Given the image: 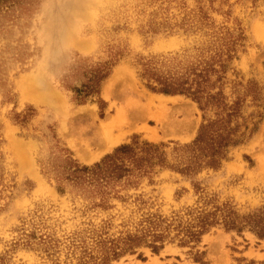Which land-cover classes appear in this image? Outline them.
<instances>
[{
  "label": "rangeland",
  "instance_id": "1",
  "mask_svg": "<svg viewBox=\"0 0 264 264\" xmlns=\"http://www.w3.org/2000/svg\"><path fill=\"white\" fill-rule=\"evenodd\" d=\"M12 5L0 6V264H264V239L248 226L228 229L221 219L185 245L176 228L217 207L240 220L264 209V0ZM207 68L218 71L209 91L222 92L229 105L240 100L245 133L217 169L183 174L157 167L137 187H118L123 198L64 179L67 159L92 166L134 139L164 144L170 165L186 162L175 148L191 144L216 110L205 113L183 94L154 92L148 85L158 83L149 77L186 78ZM116 73L122 87L165 98L177 132L132 131L95 162H83L63 124L80 129L88 122L81 115L95 113L99 122L112 114L104 88ZM29 78L39 81L35 94L23 86ZM93 81L98 93L86 96ZM149 218L171 224L163 247L154 252L148 238L128 248L125 241L143 237Z\"/></svg>",
  "mask_w": 264,
  "mask_h": 264
},
{
  "label": "trees",
  "instance_id": "2",
  "mask_svg": "<svg viewBox=\"0 0 264 264\" xmlns=\"http://www.w3.org/2000/svg\"><path fill=\"white\" fill-rule=\"evenodd\" d=\"M14 2L15 0H0V6L9 3L14 5ZM223 66L221 63L220 67ZM217 73L215 68H207L204 71H194L186 78L169 80L149 77L158 83L156 87L148 85L154 92L183 94L192 98L205 113L212 108L216 110V117L201 125L197 137L191 144L175 148L178 158L182 157L186 159V162L170 165L167 153L164 151V144L157 145L134 139L130 144L116 148L112 154L92 166H81L76 161L67 159L65 165L62 166L64 179L74 183L76 187L88 189L102 197L113 192L118 198H123L118 195L120 192L118 187L121 189L137 187L140 180L144 177H151L157 167H168L183 174L196 173L205 167L217 169L227 158L230 147L242 143L245 134L240 133L242 124L238 121L241 117L240 100L234 105H229L222 92L209 91L211 77ZM143 76L148 77V75ZM103 77L105 75H98L96 79ZM98 86L93 81L91 86L85 87L86 90L83 92L86 96L98 93ZM154 218L147 220L148 227L143 237L130 236L125 241L128 248L131 249L148 238L152 239L149 246L154 252H158L163 247L162 244L168 237L166 233L169 232L171 224ZM221 219L224 220L228 229L241 231L248 226L257 236L264 239V209L240 220L230 208L217 207L213 212L200 213L195 216L193 221L186 226L179 224L176 227L178 235L183 236L182 244L198 241L201 235L206 233L210 227L218 224ZM103 264L108 263L104 261Z\"/></svg>",
  "mask_w": 264,
  "mask_h": 264
},
{
  "label": "bare ground",
  "instance_id": "3",
  "mask_svg": "<svg viewBox=\"0 0 264 264\" xmlns=\"http://www.w3.org/2000/svg\"><path fill=\"white\" fill-rule=\"evenodd\" d=\"M70 32L71 30L68 33ZM67 38L70 37L67 35ZM121 74L116 73L104 88L105 97L112 100L115 107L112 114H108L104 120L99 122L95 113L81 115V121L88 122L82 124L80 129L71 128L69 121L63 124V129L67 130L69 134L71 147L83 162H95L102 154L119 145L132 131H146L152 137L158 136L160 132L163 136H171L177 132V125L172 114L168 113L167 100L162 96H146L145 92L142 94L134 85L128 84L126 88L122 87L121 80H119ZM121 78L123 77L121 76ZM38 83V79H31L28 82L25 79L23 86L28 88V94H35ZM51 97L52 99L57 98L54 93ZM149 121H154L157 127L150 128L146 124ZM142 124L146 126H141ZM64 132L66 133V131ZM186 136L188 135L186 134ZM23 158H27L26 153Z\"/></svg>",
  "mask_w": 264,
  "mask_h": 264
}]
</instances>
